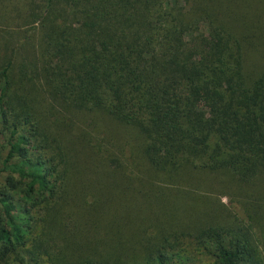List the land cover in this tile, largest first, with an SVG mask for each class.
I'll use <instances>...</instances> for the list:
<instances>
[{
  "label": "trees",
  "instance_id": "trees-1",
  "mask_svg": "<svg viewBox=\"0 0 264 264\" xmlns=\"http://www.w3.org/2000/svg\"><path fill=\"white\" fill-rule=\"evenodd\" d=\"M263 182L264 0H0V264H264Z\"/></svg>",
  "mask_w": 264,
  "mask_h": 264
},
{
  "label": "rangeland",
  "instance_id": "rangeland-1",
  "mask_svg": "<svg viewBox=\"0 0 264 264\" xmlns=\"http://www.w3.org/2000/svg\"><path fill=\"white\" fill-rule=\"evenodd\" d=\"M260 185H261V187H262L263 190H264V186H263V185H264V182H263L262 184H260ZM236 200H238V199H236ZM224 201L229 202V198L225 197V198H224ZM237 202H238V201H237ZM238 206H239V203H238ZM241 212L243 213V211H241ZM261 246H262V248H263V245H262V244H261ZM11 264H14V262L12 261Z\"/></svg>",
  "mask_w": 264,
  "mask_h": 264
}]
</instances>
